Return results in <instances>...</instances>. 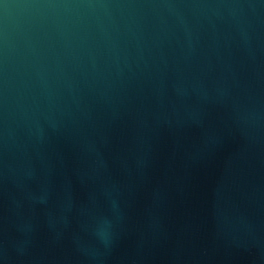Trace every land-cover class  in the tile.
Returning <instances> with one entry per match:
<instances>
[{
  "label": "water",
  "instance_id": "obj_1",
  "mask_svg": "<svg viewBox=\"0 0 264 264\" xmlns=\"http://www.w3.org/2000/svg\"><path fill=\"white\" fill-rule=\"evenodd\" d=\"M0 264H264V0H0Z\"/></svg>",
  "mask_w": 264,
  "mask_h": 264
}]
</instances>
